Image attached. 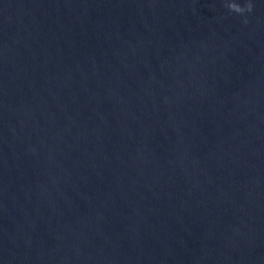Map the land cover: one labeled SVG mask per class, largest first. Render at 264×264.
Masks as SVG:
<instances>
[{
    "label": "water",
    "instance_id": "water-1",
    "mask_svg": "<svg viewBox=\"0 0 264 264\" xmlns=\"http://www.w3.org/2000/svg\"><path fill=\"white\" fill-rule=\"evenodd\" d=\"M225 2L0 0V264H264V0Z\"/></svg>",
    "mask_w": 264,
    "mask_h": 264
},
{
    "label": "clouds",
    "instance_id": "clouds-1",
    "mask_svg": "<svg viewBox=\"0 0 264 264\" xmlns=\"http://www.w3.org/2000/svg\"><path fill=\"white\" fill-rule=\"evenodd\" d=\"M230 12H234L237 14H244L245 12H251L253 10V4L251 0H246V3L242 6L237 3L236 0H226L224 5ZM245 23L247 21L245 20Z\"/></svg>",
    "mask_w": 264,
    "mask_h": 264
}]
</instances>
